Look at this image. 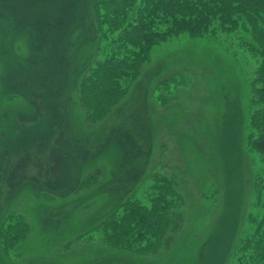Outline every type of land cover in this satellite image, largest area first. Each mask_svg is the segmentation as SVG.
Masks as SVG:
<instances>
[{
	"label": "rangeland",
	"instance_id": "rangeland-1",
	"mask_svg": "<svg viewBox=\"0 0 264 264\" xmlns=\"http://www.w3.org/2000/svg\"><path fill=\"white\" fill-rule=\"evenodd\" d=\"M96 1H0V224L15 212L30 226L13 251L0 245V264H234L257 212L248 137L258 64L224 37L173 39L153 49L127 98L90 128L78 88L97 59ZM176 72L185 85L162 106L156 100ZM133 152L123 180L118 165ZM97 168L102 181L81 191ZM158 171L183 198L167 245L139 256L101 237L78 239L140 197Z\"/></svg>",
	"mask_w": 264,
	"mask_h": 264
},
{
	"label": "trees",
	"instance_id": "trees-1",
	"mask_svg": "<svg viewBox=\"0 0 264 264\" xmlns=\"http://www.w3.org/2000/svg\"><path fill=\"white\" fill-rule=\"evenodd\" d=\"M93 14L97 59L78 88L90 128L103 124L127 98L153 49L173 39L224 37L229 41H224L227 47L255 59L258 66L251 76L248 143L255 155L252 206L257 212L250 215V230L234 250V264H264V0H97ZM164 83L168 88L156 100L162 106L177 98L185 85L184 73H173ZM103 176L102 169H95L82 181L80 190L96 187ZM182 206L174 179L158 171L140 197L125 199L78 239L101 237L105 246L115 250L153 254L168 244L167 234L179 228L174 214ZM29 234L25 217L10 212L0 224V245L11 252Z\"/></svg>",
	"mask_w": 264,
	"mask_h": 264
},
{
	"label": "bare ground",
	"instance_id": "bare-ground-1",
	"mask_svg": "<svg viewBox=\"0 0 264 264\" xmlns=\"http://www.w3.org/2000/svg\"><path fill=\"white\" fill-rule=\"evenodd\" d=\"M1 2H3V3H6V2H8V4L10 3V1H12V0H0ZM10 5V4H9ZM8 8V7H7ZM77 10H78V7L76 8ZM12 11H14V10H12ZM12 11L10 12V10H6V12L7 13H12ZM81 20L84 18V14L83 13H81ZM38 31L40 32V33H42L43 35H44V30L43 29H41V28H38ZM45 84V80H42V82H41V85H44ZM136 156H137V153L136 152H133L132 154H130L129 156H128V158H126L124 161H122L119 165H118V168H117V172L119 173V175L122 177V178H124L123 180H125V179H127L128 178V176L126 175V174H122V171L124 170V168H125V166L127 165V164H129L130 163V161L131 160H133L134 158H136ZM122 180V181H123Z\"/></svg>",
	"mask_w": 264,
	"mask_h": 264
}]
</instances>
